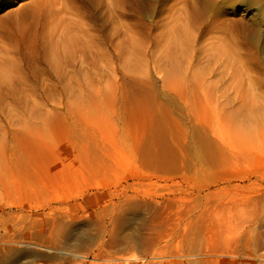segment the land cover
Segmentation results:
<instances>
[{"label": "rangeland", "instance_id": "1", "mask_svg": "<svg viewBox=\"0 0 264 264\" xmlns=\"http://www.w3.org/2000/svg\"><path fill=\"white\" fill-rule=\"evenodd\" d=\"M107 1L0 0V264H171L264 206V0Z\"/></svg>", "mask_w": 264, "mask_h": 264}, {"label": "bare ground", "instance_id": "2", "mask_svg": "<svg viewBox=\"0 0 264 264\" xmlns=\"http://www.w3.org/2000/svg\"><path fill=\"white\" fill-rule=\"evenodd\" d=\"M109 1V0H108ZM107 1V2H108ZM111 3V2H110ZM116 3V2H115ZM117 5V4H116ZM112 6H113V4L111 5L110 4V7H111V10H112V12L114 13L115 11H118V10H114L113 11V9H112ZM106 8V7H105ZM108 8H109V3H108ZM108 8H106V10L108 9ZM113 8H115V7H113ZM109 10V9H108ZM107 13H109V12H107ZM110 13H111V11H110ZM109 13V14H110ZM117 13V12H116ZM115 13V14H116ZM112 14V13H111ZM110 18V17H109ZM114 18V17H113ZM113 18L111 19V20H113ZM120 18V17H119ZM124 18V17H123ZM114 20H115V18H114ZM121 20H122V18H121ZM122 25H124L123 23H121ZM121 26V25H120ZM57 27V26H56ZM115 28H116V26H114ZM114 28V29H115ZM120 27H117V29H119ZM125 28V27H124ZM116 30V29H115ZM119 32V31H118ZM177 34V33H176ZM183 36V35H182ZM170 37V36H169ZM117 38V37H116ZM172 39H170V41H171ZM175 40V39H174ZM169 41V42H170ZM178 41V40H177ZM181 42V41H180ZM173 43V42H172ZM178 43H179V41H178ZM177 43V44H178ZM166 44V43H165ZM180 44V43H179ZM178 48H179V50L181 51L182 49L184 50H186V48H183V46H181V48L179 47V45H178ZM176 49H177V47H176ZM181 51V53L182 52H184V51ZM172 51V50H171ZM180 53V52H179ZM176 54V53H175ZM168 55V54H167ZM182 55V54H181ZM188 54H186V55H184V56H187ZM173 56V55H172ZM183 56V57H184ZM191 56V55H190ZM177 58V57H176ZM176 58H175V60H176ZM185 58V57H184ZM188 59H189V57H187ZM181 61V60H180ZM180 61H179V66H181V64H180ZM187 61V60H186ZM167 62V61H166ZM172 62V61H171ZM176 62H178V61H176ZM192 63V62H191ZM173 64H175V63H173ZM186 64H187V62H186ZM185 64V65H186ZM179 66L176 68L175 66H174V70H175V68H176V70L175 71H177L176 73H178V70L179 69H182L181 67L179 68ZM171 70V69H170ZM173 70V72H174V74H175V71ZM172 71V70H171ZM172 74V73H171ZM174 74H172V75H174ZM183 74V73H182ZM180 76H182L181 74H180ZM175 77H176V75H175ZM179 78V75L177 76V78H175V79H178ZM182 78V77H181ZM182 80V79H181ZM146 110V109H145ZM141 111V110H140ZM139 114H141V113H139ZM150 114V113H149ZM249 115V114H248ZM143 116V115H142ZM150 116H148V118H149ZM203 117V116H202ZM207 117H208V114H207ZM211 117V116H210ZM140 119V118H139ZM144 119V118H143ZM142 119V120H143ZM152 119H154V117L152 118ZM159 119V118H158ZM155 120V119H154ZM209 120V119H208ZM145 121H146V119H145ZM145 121L143 120V122L145 123ZM168 121V120H167ZM200 121V120H199ZM206 121V120H205ZM131 122V121H130ZM138 122V121H137ZM142 122V121H141ZM147 122H148V120H147ZM158 122V121H157ZM194 122H196V120L194 121ZM206 122H208V121H206ZM143 123V124H144ZM193 123V122H192ZM197 123V122H196ZM199 123V122H198ZM201 124H202V126L200 127V129H201V131H202V133L201 134H203L204 136L202 137V138H207V139H204V141H207L208 142V140H210L213 144H215V145H218V140H220L221 138H222V136H224V134L226 135V134H228L227 132L230 130V131H232V128L230 129V127H229V130L227 131V132H223V131H220V130H215V127H212V128H210V126H208V125H206V124H203L202 122H200ZM200 123H199V126H200ZM232 123V122H231ZM230 124V123H229ZM151 125V124H150ZM205 125V126H204ZM217 125V124H216ZM231 125V124H230ZM129 126V125H128ZM159 126H161L160 124H159ZM179 126V125H178ZM208 126V127H207ZM229 126V125H228ZM132 127V126H131ZM144 127V126H143ZM228 128V127H227ZM222 129V128H221ZM241 129V128H240ZM128 130V129H127ZM165 130V129H164ZM179 130V129H178ZM225 130V129H224ZM129 131H131V130H129ZM180 131V130H179ZM218 131H220L221 132V134L222 133H224L223 135H220V132H218ZM230 131H229V134H230ZM143 133H146L145 135H143V137L142 138H146L148 141H152V140H155V132H154V130H153V126L151 127V126H147V129H146V132H143ZM143 133H141V135L143 134ZM131 134V133H130ZM134 134V133H133ZM133 134H131V135H133ZM194 134V133H193ZM163 135V134H162ZM165 135H166V133H165ZM168 135V134H167ZM183 135L184 136H186L184 133H183ZM139 136H140V134H139ZM169 136V137H168ZM168 136H166L165 138L167 139V137L168 138H170V135H168ZM161 137V136H160ZM164 137V136H163ZM178 137V136H177ZM231 137V136H230ZM162 138V137H161ZM180 138L182 139V137L180 136ZM188 138V137H187ZM186 138V139H187ZM224 138V137H223ZM229 138V137H228ZM93 139L95 140V138L93 137ZM103 139V138H102ZM106 139V138H105ZM138 139H139V137H138ZM145 139V140H146ZM180 139V140H181ZM192 139H193V137H192ZM200 139V138H199ZM108 140V139H107ZM140 140V139H139ZM138 140V141H139ZM146 140V141H147ZM160 140H162V139H160ZM221 140H224V139H221ZM220 140V141H221ZM241 140V139H240ZM148 141H147V143H148ZM203 141V142H204ZM102 142V141H101ZM137 142V141H136ZM140 142V141H139ZM144 142V141H143ZM157 142H159V141H157ZM177 142V141H176ZM190 142V141H189ZM194 142V141H193ZM200 142V141H199ZM198 142V143H199ZM206 142V143H207ZM224 141H222L221 143H223ZM105 143V142H104ZM103 143V144H104ZM146 143V142H145ZM150 143V142H149ZM152 143H153V141H152ZM155 143V142H154ZM210 142H208L207 144L208 145H210L209 144ZM220 143V142H219ZM91 144V143H90ZM102 144V145H103ZM138 144V143H137ZM151 144V143H150ZM213 144H212V146H213ZM101 145V144H100ZM107 145V144H106ZM143 145V144H142ZM108 146V145H107ZM93 147V146H92ZM105 148H106V146H104ZM152 147H153V144H152ZM104 148V149H105ZM108 148V147H107ZM144 148V147H143ZM145 148H147V147H145ZM150 148V147H149ZM205 148V147H204ZM208 148V147H207ZM220 148H221V146H220ZM103 149V150H104ZM152 149V148H151ZM107 150V149H106ZM154 150V149H153ZM159 150V149H158ZM190 150V149H189ZM207 150V149H206ZM218 150H219V148H218ZM147 151V150H146ZM186 151V150H185ZM198 151V150H197ZM217 151V150H216ZM222 151V150H221ZM109 152V151H108ZM152 152H154V151H152ZM187 152V151H186ZM227 152H228V149H227ZM96 153V152H95ZM104 153H106V151L104 152ZM110 153V152H109ZM108 153V154H109ZM114 153V152H113ZM158 153H159V151H158ZM217 153H219V151L217 152ZM221 153V152H220ZM223 153H224V151H223ZM230 153V152H229ZM100 154V153H99ZM99 154H98V152H97V154L96 155H98L99 156ZM228 154V153H227ZM238 154V153H237ZM214 155V154H213ZM220 155V154H219ZM225 155V154H224ZM89 156H91V155H89ZM105 156H107L106 154H105ZM221 156V155H220ZM92 157V156H91ZM97 157V156H96ZM97 158H99V157H97ZM103 158V157H102ZM226 158V157H225ZM231 158V157H230ZM227 159H228V157H227ZM96 160H98V159H96ZM229 178V177H228ZM227 178V179H228ZM184 179H186V178H184ZM193 179V178H192ZM226 179V180H227ZM233 179V178H232ZM231 179V180H232ZM194 180V179H193ZM224 180V179H223ZM190 181H192V180H190ZM241 181H242V179H241ZM262 181V180H261ZM252 182V181H251ZM259 182V181H258ZM227 183V185H228V187H232V186H230L231 185V182H226ZM239 183V182H238ZM241 183V182H240ZM254 183H256V181L254 182ZM261 183V182H260ZM180 184V183H179ZM263 184V183H262ZM189 186V185H188ZM238 186L239 185H234L233 187H234V189L236 188H238ZM259 185H257V187H255V189H253V186H252V190H249L248 191V193L246 194L247 195V199L246 200H248V201H257V202H259V200H260V202H259V205H260V203H262V201H264V184L263 185H261L260 184V186L258 187ZM126 187V186H125ZM201 187V186H200ZM227 187V188H228ZM242 187L243 186H241V190H242ZM251 187V186H250ZM189 189L191 188V187H188ZM200 189H204V188H200ZM223 189H225V188H223ZM244 189H247L248 190V188L247 187H243V190ZM251 189V188H250ZM239 190V189H238ZM242 190V191H243ZM186 192H187V190H186ZM198 192H199V190H198ZM220 192V191H219ZM235 193H236V191H235ZM237 194V193H236ZM236 194H234L233 193V195H236ZM227 195V194H226ZM231 195H232V193H231ZM232 195V196H233ZM136 196V195H135ZM236 196H238V195H236ZM241 197H242V195H240ZM238 197V198H241V197ZM134 198V197H133ZM229 198H231V197H229ZM233 198H235V197H232V199ZM184 199V198H183ZM236 199V198H235ZM234 199V200H235ZM243 199V198H242ZM179 200V199H178ZM229 200V199H228ZM241 200V199H240ZM180 201V200H179ZM183 201H185V200H183ZM232 202H233V200H232ZM47 205V204H46ZM42 206V205H41ZM65 206V205H64ZM44 207H46V206H44ZM43 207V208H44ZM55 207H57V206H55ZM34 208V207H33ZM227 208V207H226ZM261 208H262V210L260 211V212H258V214H255V208H253L254 210V214L256 215H253L254 216V218L251 220V221H249V225H248V229L246 230V229H243L242 231H240V227H238L237 226V231L235 232V234L233 235L234 237L233 238H229L228 237V239H232V241H231V244H230V241L228 240V243L230 244H228L227 242H226V244H228V246L230 247H228V246H226V247H228V249H226V247L223 249L224 251H216L213 247L212 248H207V247H203L204 249H197V250H195L194 251V249L192 250V252H188L189 250H186L187 248H185V250L187 251H185L184 252V249H183V247H181L182 249H183V252L184 253H182V254H180L179 256H177V258H179V259H182V261L181 260H179V261H174V262H171V264H264V206H261ZM42 209V208H41ZM257 209V208H256ZM37 210H38V208H37ZM191 211V210H190ZM206 211V210H205ZM252 211V212H253ZM258 211H259V207H258ZM39 212V211H38ZM42 212V211H41ZM54 212H56V211H54L53 209H50L49 208V210L46 212V213H39V214H37V213H34L35 214V217H31L32 218V221H30V223H35V222H38L37 224L38 225H35L34 224V226H33V228L35 229V230H37L36 228L37 227H40V232H43L44 231V227H46L45 225H46V221L49 223V222H54V219H53V217L54 216H56L55 215V213ZM250 212V211H249ZM251 212V213H252ZM207 213V212H206ZM250 213V214H251ZM257 213V212H256ZM26 214V213H25ZM249 214V213H248ZM253 214V213H252ZM59 215V214H58ZM60 216V215H59ZM28 217H30V216H28ZM33 218H34V220H33ZM37 218L39 219V220H37ZM67 218H69L68 216H64V219H67ZM45 219H47V220H45ZM49 219H52V220H49ZM77 219V218H76ZM35 220H37V221H35ZM77 221H79L78 219H77ZM73 222H75V221H73V219L72 218H69V221L66 223L65 222V224L69 227V228H72V227H74L75 225V227H76V230H74V232L76 231V234H78L77 236H83L84 235V233L82 232V230H77V224L75 223H73ZM80 222V221H79ZM29 223V224H30ZM241 224H243V223H241ZM226 225V224H225ZM30 226H32V225H30ZM37 226V227H36ZM74 227V228H75ZM32 228V227H31ZM32 228V229H33ZM33 229V230H34ZM79 229H81V228H79ZM72 230V231H73ZM74 232H72L73 234H74ZM37 233V232H36ZM71 233V234H72ZM72 234V235H73ZM71 235V236H72ZM69 237H70V235H69ZM69 237H67V238H69ZM73 238H75L74 236H72ZM69 239H71V237L69 238ZM184 240V239H183ZM225 240H227V239H225ZM210 241V240H209ZM12 242V241H11ZM15 243V242H14ZM178 243V242H177ZM183 243H186V241L185 242H183ZM180 244V243H179ZM225 244V245H226ZM23 245V244H22ZM24 245L25 246H28V247H33V248H45V249H47V250H51V248H48V247H45L43 244H40V243H26V242H24ZM175 245V244H174ZM185 245V244H184ZM208 245V244H207ZM212 245H213V243H212ZM24 246V247H25ZM203 246H205V245H203ZM210 246H211V242H210ZM185 247V246H184ZM232 247V248H231ZM174 253H175V251H174ZM35 255V256H40V255H38L37 253H35L34 251H25V250H11L10 249V251H8V254H7V258H8V260L9 261H14V260H17V259H24V257L25 256H30V255ZM26 258V257H25ZM21 259V260H22ZM7 260V259H6ZM7 260V261H8Z\"/></svg>", "mask_w": 264, "mask_h": 264}]
</instances>
